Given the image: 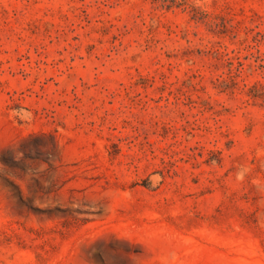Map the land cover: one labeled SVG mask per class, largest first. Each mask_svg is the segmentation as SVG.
Here are the masks:
<instances>
[{
  "label": "rangeland",
  "instance_id": "1",
  "mask_svg": "<svg viewBox=\"0 0 264 264\" xmlns=\"http://www.w3.org/2000/svg\"><path fill=\"white\" fill-rule=\"evenodd\" d=\"M0 264H264V0H0Z\"/></svg>",
  "mask_w": 264,
  "mask_h": 264
}]
</instances>
